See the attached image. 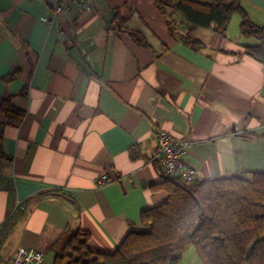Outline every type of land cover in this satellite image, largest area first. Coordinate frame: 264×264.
Returning <instances> with one entry per match:
<instances>
[{
	"label": "crops",
	"instance_id": "crops-1",
	"mask_svg": "<svg viewBox=\"0 0 264 264\" xmlns=\"http://www.w3.org/2000/svg\"><path fill=\"white\" fill-rule=\"evenodd\" d=\"M62 1L43 22L51 0H0L1 261L35 248L53 264L65 230L103 253L140 230L141 212L166 199L150 189L163 179L157 130L191 142L197 180L264 173V65L245 54L258 42L239 22L221 37L152 0ZM239 1L264 28V0ZM100 175L110 182L97 186Z\"/></svg>",
	"mask_w": 264,
	"mask_h": 264
},
{
	"label": "trees",
	"instance_id": "trees-1",
	"mask_svg": "<svg viewBox=\"0 0 264 264\" xmlns=\"http://www.w3.org/2000/svg\"><path fill=\"white\" fill-rule=\"evenodd\" d=\"M165 17L181 15L190 29H209L224 37L232 16L239 15V32L257 44L245 47V54L264 65V28L253 24L239 0H152ZM139 45L142 37L122 27ZM190 41L188 35L183 38ZM1 110L19 123L21 114L5 103ZM156 169L157 163L153 161ZM167 176L150 185L164 192L166 199L141 212V230H131L110 253L95 252L85 234L63 231L51 244L53 264H181L184 253L193 248L200 264H264V173L184 182Z\"/></svg>",
	"mask_w": 264,
	"mask_h": 264
},
{
	"label": "built area",
	"instance_id": "built-area-1",
	"mask_svg": "<svg viewBox=\"0 0 264 264\" xmlns=\"http://www.w3.org/2000/svg\"><path fill=\"white\" fill-rule=\"evenodd\" d=\"M52 12L48 17H42L41 21L49 22L54 16L60 15L67 11V4L62 0H51ZM85 11H90L91 6L88 3H82ZM158 154L154 161L158 167L167 175L180 178L184 182L197 180L195 170L186 164V155L190 141H179L174 139L164 130H157ZM110 182L105 175L97 177L95 184L103 186ZM20 204L17 203L15 211L9 216V220L13 221L18 215ZM43 253L35 248H18L6 260L0 264H42Z\"/></svg>",
	"mask_w": 264,
	"mask_h": 264
},
{
	"label": "rangeland",
	"instance_id": "rangeland-1",
	"mask_svg": "<svg viewBox=\"0 0 264 264\" xmlns=\"http://www.w3.org/2000/svg\"><path fill=\"white\" fill-rule=\"evenodd\" d=\"M241 21V18L239 15H234L231 19V22H230V26L229 27H232L234 25L237 26V23L239 22L240 23ZM140 230L142 231L143 229L140 228ZM181 264H200L199 260H198V257L196 256L193 248H189L183 255L182 257V261H181Z\"/></svg>",
	"mask_w": 264,
	"mask_h": 264
},
{
	"label": "water",
	"instance_id": "water-1",
	"mask_svg": "<svg viewBox=\"0 0 264 264\" xmlns=\"http://www.w3.org/2000/svg\"><path fill=\"white\" fill-rule=\"evenodd\" d=\"M159 172H160V177H162L163 179H166L167 176L164 175V172L159 168Z\"/></svg>",
	"mask_w": 264,
	"mask_h": 264
}]
</instances>
